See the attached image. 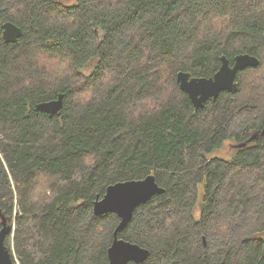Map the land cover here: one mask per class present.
<instances>
[{"label": "trees", "instance_id": "16d2710c", "mask_svg": "<svg viewBox=\"0 0 264 264\" xmlns=\"http://www.w3.org/2000/svg\"><path fill=\"white\" fill-rule=\"evenodd\" d=\"M240 54L259 66L196 110L177 74L210 78ZM60 94V115L35 111ZM149 175L166 192L119 235L151 251L144 264H264V0H0V211L15 264H109L120 219L94 201Z\"/></svg>", "mask_w": 264, "mask_h": 264}, {"label": "water", "instance_id": "95a60500", "mask_svg": "<svg viewBox=\"0 0 264 264\" xmlns=\"http://www.w3.org/2000/svg\"><path fill=\"white\" fill-rule=\"evenodd\" d=\"M23 36V30L14 23L7 22L3 25L2 37L7 44H13ZM221 67L213 77H192L190 73L181 71L177 74V83L182 92L187 94L196 110L204 109L210 101H216L222 93H236L239 85L237 76L249 68L258 67L260 60L250 54H240L231 64L227 56L221 58ZM64 106V95L56 99L43 101L35 106V111L50 117L60 115ZM260 138L259 133L253 134L245 142L231 143L229 149H243ZM166 189L159 185L154 175H149L140 180H126L111 184L107 187L103 197L97 196L94 201V214L103 216L115 214L119 224L114 231L112 245L108 249L109 264H144L151 256V251L136 243L123 238V233L133 219L137 208L147 204L155 197L161 196ZM0 229V264H15L12 252L6 245V239L14 232L13 226L8 224L2 215Z\"/></svg>", "mask_w": 264, "mask_h": 264}, {"label": "rangeland", "instance_id": "374dc122", "mask_svg": "<svg viewBox=\"0 0 264 264\" xmlns=\"http://www.w3.org/2000/svg\"><path fill=\"white\" fill-rule=\"evenodd\" d=\"M63 2H64L65 4H67V5H70V4H73V3H74V0H63ZM95 65H96V62H94V63L91 65V67L88 68V71H92V69H94ZM234 151H235V150H231V149H229V145H227L226 148L222 149V151L219 152V156H220L221 158H223V157H225L226 155H229V158H231V157L233 156V154H234ZM225 159H226V158H225ZM40 185H42V184H40ZM13 226L15 227L14 224H13Z\"/></svg>", "mask_w": 264, "mask_h": 264}, {"label": "flooded vegetation", "instance_id": "af4514ba", "mask_svg": "<svg viewBox=\"0 0 264 264\" xmlns=\"http://www.w3.org/2000/svg\"><path fill=\"white\" fill-rule=\"evenodd\" d=\"M5 42V41H4Z\"/></svg>", "mask_w": 264, "mask_h": 264}]
</instances>
